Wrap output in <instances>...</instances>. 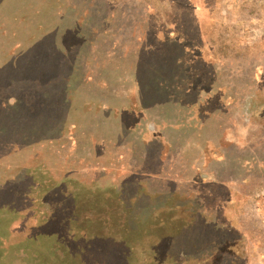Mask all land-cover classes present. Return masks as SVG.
I'll use <instances>...</instances> for the list:
<instances>
[{
    "label": "rangeland",
    "instance_id": "374dc122",
    "mask_svg": "<svg viewBox=\"0 0 264 264\" xmlns=\"http://www.w3.org/2000/svg\"><path fill=\"white\" fill-rule=\"evenodd\" d=\"M135 69L148 107L203 100L217 84L235 103L227 118L253 113L261 146L240 232L202 213L189 190L154 197L134 178L117 190L90 175L113 162L117 147L95 144L121 125L102 107L131 103ZM188 84V97L175 90ZM218 98L207 100L212 113ZM70 125L78 153L61 157ZM0 264H264V0H0Z\"/></svg>",
    "mask_w": 264,
    "mask_h": 264
},
{
    "label": "crops",
    "instance_id": "0c3cea01",
    "mask_svg": "<svg viewBox=\"0 0 264 264\" xmlns=\"http://www.w3.org/2000/svg\"><path fill=\"white\" fill-rule=\"evenodd\" d=\"M175 43L179 46L178 53L183 51L181 43ZM116 49L117 46L114 45V53ZM172 51L174 50L163 49L164 61L174 59ZM206 52L207 46H204L201 59L209 66L214 65L213 60L207 59ZM190 55L196 57L194 54ZM187 64L189 65L188 61ZM136 70L131 81V105L128 102L118 106L108 103L102 107L109 115L108 121L114 120L112 124L118 122L121 125V128L114 130V135L118 133L115 141L111 139L109 142L95 144L97 148L102 147L104 153H112L105 150L106 146L117 147L113 154V162L107 165L99 163V166L90 169L91 173L84 168L63 167L60 168V172L71 175L90 173L93 178L98 176L102 179L110 178L111 187L117 190L129 184L134 178L140 181L142 190H146L154 197L164 195L171 198L177 193L183 195L184 190H189L185 196L197 198L201 202L202 213L207 215L215 211L219 219L223 218L226 228L240 232L242 226L239 224L238 205L242 203L244 188L252 180L253 167H257L255 159L261 146V136L250 134L253 131V127L249 126L253 120V113L246 119L227 118L235 103L226 100L229 89L217 84H211L209 88L202 90L203 100L161 103L148 107L145 103L139 102L143 87L138 82ZM158 74L156 75L158 87H155L157 91L163 89L159 86L161 75ZM213 77L216 80L219 74H213ZM109 87L103 89H110ZM147 89L149 87L144 91ZM195 89L190 84L185 87L175 86V90H181L182 93L184 91L186 97L195 93ZM216 95H219L218 111L212 113L208 109L210 103L207 100ZM153 113L156 114L154 117ZM77 128V125H70V128L61 130L59 136L61 157L63 153H78L75 136ZM68 140L72 141L71 148ZM53 142L54 139H51L44 144ZM258 164L262 166L260 162ZM99 182L96 181L95 184L99 186ZM197 219L200 221L199 215ZM213 220L216 221L217 218L208 219L209 222Z\"/></svg>",
    "mask_w": 264,
    "mask_h": 264
},
{
    "label": "trees",
    "instance_id": "16d2710c",
    "mask_svg": "<svg viewBox=\"0 0 264 264\" xmlns=\"http://www.w3.org/2000/svg\"><path fill=\"white\" fill-rule=\"evenodd\" d=\"M11 82L13 83L14 81L13 80H11ZM6 121V120H5ZM12 121H13V119H12V117L11 116H9V118H8V120H7V122L9 123V124H11L12 123ZM7 124V123H6ZM8 124V126L9 127H11V131H12V129L14 128V126H11V125H9ZM13 124H14V121H13Z\"/></svg>",
    "mask_w": 264,
    "mask_h": 264
}]
</instances>
